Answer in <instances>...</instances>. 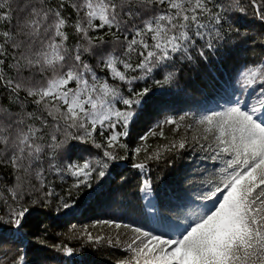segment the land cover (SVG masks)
<instances>
[{"label": "snow or ice", "instance_id": "obj_1", "mask_svg": "<svg viewBox=\"0 0 264 264\" xmlns=\"http://www.w3.org/2000/svg\"><path fill=\"white\" fill-rule=\"evenodd\" d=\"M77 254L264 264V0H0V264Z\"/></svg>", "mask_w": 264, "mask_h": 264}, {"label": "trees", "instance_id": "obj_2", "mask_svg": "<svg viewBox=\"0 0 264 264\" xmlns=\"http://www.w3.org/2000/svg\"><path fill=\"white\" fill-rule=\"evenodd\" d=\"M210 90V89H209ZM174 94H162L159 90L156 91L154 98L149 106V110H153L156 108H168V109H175V110H182L187 111L189 110L188 105L191 103L190 100H187L183 94L176 93L175 89H173ZM196 99L199 98V94H195ZM143 127V123L139 122L136 125V130H139ZM121 167L124 169L125 172H128V169L121 162ZM115 191L113 193L112 201L109 202V206H106V210L116 209L123 204L131 201L133 203L136 202V195L134 194L133 190L129 188V186H124L123 188H118L116 185H113ZM97 215H100L103 218V214L98 212ZM87 214L83 212V210L76 213L75 217H67L69 223H87L88 219L86 218ZM94 218V217H93ZM74 245V242H73ZM81 257L77 254L75 257H62L60 258V264H81ZM96 260H102L103 257L96 256ZM53 264H56V261H53Z\"/></svg>", "mask_w": 264, "mask_h": 264}]
</instances>
